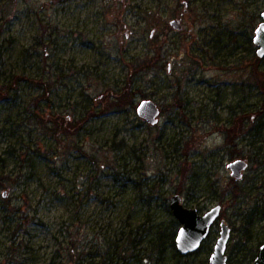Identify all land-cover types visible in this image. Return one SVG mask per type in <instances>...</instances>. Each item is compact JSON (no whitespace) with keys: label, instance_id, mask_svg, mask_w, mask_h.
<instances>
[{"label":"rangeland","instance_id":"rangeland-1","mask_svg":"<svg viewBox=\"0 0 264 264\" xmlns=\"http://www.w3.org/2000/svg\"><path fill=\"white\" fill-rule=\"evenodd\" d=\"M263 11L264 0H0V264H208L222 220L227 264H252L264 242ZM129 89L134 107L116 105ZM144 100L155 125L138 116ZM239 115V146H227ZM237 159L249 163L241 181L227 168ZM176 194L202 213L222 206L187 256L171 238Z\"/></svg>","mask_w":264,"mask_h":264},{"label":"water","instance_id":"water-1","mask_svg":"<svg viewBox=\"0 0 264 264\" xmlns=\"http://www.w3.org/2000/svg\"><path fill=\"white\" fill-rule=\"evenodd\" d=\"M262 22L255 30L253 39L254 44L258 47L257 55L259 58H264V11L261 14ZM171 25L181 30L182 24L179 20H173ZM138 116L144 119L147 123L155 125L158 123L160 109L152 100H144L137 108ZM249 163L244 159H237L227 168L231 173V177L236 181H241L244 177V172L248 169ZM170 209L180 223V228L175 238V245L178 252L184 256L196 253L200 250L203 243L209 237V234L219 220L222 206L217 205L209 211L202 213L197 208L188 207L184 204L181 195H173L170 200ZM231 238V227L222 220L220 222V233L214 245L213 252L210 256L208 264H227L228 256L227 249ZM254 264H264V243L258 251V256Z\"/></svg>","mask_w":264,"mask_h":264},{"label":"trees","instance_id":"trees-1","mask_svg":"<svg viewBox=\"0 0 264 264\" xmlns=\"http://www.w3.org/2000/svg\"><path fill=\"white\" fill-rule=\"evenodd\" d=\"M138 92L139 91L132 90V89L121 92L120 95L117 97L115 104L116 105L125 104V105H130L134 107V100ZM0 96H1V93H0ZM245 121H246V118L242 115H239L229 125L225 127V139H226L227 146H232V147L239 146V143L237 140L244 133ZM241 156L242 154H240V157ZM176 235L177 233H173L171 238L175 239ZM123 249L125 253H122L121 259L123 260V262H125L127 259H130L134 254L133 253L130 256L127 254V252L132 253L131 252L132 250L135 251L134 241H130L127 247Z\"/></svg>","mask_w":264,"mask_h":264},{"label":"flooded vegetation","instance_id":"flooded-vegetation-1","mask_svg":"<svg viewBox=\"0 0 264 264\" xmlns=\"http://www.w3.org/2000/svg\"><path fill=\"white\" fill-rule=\"evenodd\" d=\"M263 243H264V242H263ZM263 243H262V244H263ZM262 244H260V246L256 249V251L254 252V255L251 256V258H252V259H251V263H252V264H254V262H255V260H256V258H257V256H258V251H259V248L261 247Z\"/></svg>","mask_w":264,"mask_h":264}]
</instances>
